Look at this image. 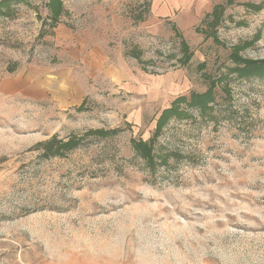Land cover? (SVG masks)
I'll return each instance as SVG.
<instances>
[{
	"label": "rangeland",
	"instance_id": "374dc122",
	"mask_svg": "<svg viewBox=\"0 0 264 264\" xmlns=\"http://www.w3.org/2000/svg\"><path fill=\"white\" fill-rule=\"evenodd\" d=\"M231 52L264 60V0H0V81L29 74L0 92V264H264V78ZM179 95L150 170L133 142Z\"/></svg>",
	"mask_w": 264,
	"mask_h": 264
},
{
	"label": "trees",
	"instance_id": "16d2710c",
	"mask_svg": "<svg viewBox=\"0 0 264 264\" xmlns=\"http://www.w3.org/2000/svg\"><path fill=\"white\" fill-rule=\"evenodd\" d=\"M212 12V22H214V26L217 24L218 18H216L217 14L214 13L218 10V8L213 9ZM216 19V20H215ZM174 28V27H173ZM177 36H180V33L174 29ZM180 45H181V52L182 56L180 58V62L182 65L187 64L190 56L192 55L187 43L185 42L184 38L180 36ZM231 60L236 61L238 64L236 66L229 69V71H233L236 73L238 78L248 79V78H264V60L263 61H243L237 57V53L231 52ZM226 74H223L221 78H224ZM226 79V78H224ZM214 85H210L208 89L201 93L195 94V96H191L190 101L186 102V106L197 108L202 115H210L213 112H209L213 110L214 105V92H213ZM184 95L177 96L171 103L170 106L163 109L160 117L158 118V126L159 128L155 130L154 134L149 138L148 141L138 140L133 142V146L136 149L135 151L138 155L145 161L146 165L149 169H154L158 163H166L167 158L170 154H165L162 152L161 149L155 144V139L160 133L162 127L172 118L175 119H182L184 117H189V113L184 109V107L177 106L178 102L183 101ZM175 106V107H174ZM175 157L180 156L178 153H172Z\"/></svg>",
	"mask_w": 264,
	"mask_h": 264
},
{
	"label": "crops",
	"instance_id": "0c3cea01",
	"mask_svg": "<svg viewBox=\"0 0 264 264\" xmlns=\"http://www.w3.org/2000/svg\"><path fill=\"white\" fill-rule=\"evenodd\" d=\"M28 75L26 77L19 76L17 80L5 79L3 81H0V92H5L6 90L8 91L13 87L26 84L27 82H29ZM35 82H36V85L40 84L39 80H35Z\"/></svg>",
	"mask_w": 264,
	"mask_h": 264
}]
</instances>
